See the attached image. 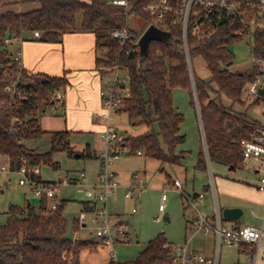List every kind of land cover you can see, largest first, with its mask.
<instances>
[{
    "label": "trees",
    "instance_id": "obj_1",
    "mask_svg": "<svg viewBox=\"0 0 264 264\" xmlns=\"http://www.w3.org/2000/svg\"><path fill=\"white\" fill-rule=\"evenodd\" d=\"M34 1L40 4L34 11L0 15V154L9 159L11 173H19L25 166H46L58 171L60 165L53 161L56 153H67L70 158L76 154L86 160L96 158L89 146L80 153L75 151L71 131L48 132L41 126L40 116L51 111L56 94L68 86V78L19 69L14 53L8 49L10 44L6 42L17 38L30 41L37 31L41 34L37 41L51 44L62 43L69 34H95L97 49L105 54L97 58V66L127 71L128 98L119 112L127 113L134 127L146 125L150 128L137 138L129 136L121 145V148H131V156L144 151L146 158L152 161L181 164L186 155L185 152L178 153V147L186 140L181 135L184 116L174 106V90L183 89L190 94L193 106L197 100L204 131L207 153L205 148L200 151L196 169L207 171L208 159L211 164L232 171L239 168L243 161L240 140L247 136V131H254L264 124L250 118L246 111H234L236 105H245V94L259 74L256 67L250 74L229 70L235 61L230 48L244 39L236 35L242 24L221 27L204 46L189 40L192 66L195 59L202 58L211 75L206 80L194 66L191 75L179 26L170 27L171 39L153 42L148 56L143 57L139 47L141 35L130 30L131 39L125 45L113 36L116 30L127 25L128 16L124 8L113 6L110 0ZM151 1L130 0L129 15L142 17L149 23L148 28L152 19L144 8ZM80 16L81 24L78 23ZM250 18L249 13L247 21ZM254 56L264 59V33L256 34ZM18 79V90L24 97L13 104L7 89ZM262 103L264 100L256 99L252 105ZM137 119H140L139 123L135 122ZM46 135L51 137L48 152L31 148L30 143ZM35 180L42 182L39 177ZM197 198L198 195H194L191 199ZM68 203L60 201L56 211L50 209L46 197L41 198L38 209L29 203L23 207L11 205L6 224L0 226V264H81L82 252H94L99 244L93 240L73 241L66 236L64 211ZM83 208L88 213L94 210L87 201L83 202ZM79 227L75 220L74 228ZM170 245L164 236H159L148 243L135 261L112 260L109 264H173Z\"/></svg>",
    "mask_w": 264,
    "mask_h": 264
},
{
    "label": "rangeland",
    "instance_id": "obj_2",
    "mask_svg": "<svg viewBox=\"0 0 264 264\" xmlns=\"http://www.w3.org/2000/svg\"><path fill=\"white\" fill-rule=\"evenodd\" d=\"M90 2L91 0H84ZM40 7L38 3L37 9ZM6 13V12H5ZM2 13V14H5ZM0 14V15H2ZM82 17H78V23L81 24ZM153 24V21H151ZM149 23L136 14H130L127 17V26L134 34L143 35L148 29ZM231 51L235 54V61L229 67L230 72L252 73L255 64L252 55V39L244 40L234 46ZM105 54H101L103 57ZM195 71L206 80L211 78L206 69L202 58L194 60ZM17 67L21 69L18 65ZM114 77H120L124 83V76L127 71L123 68L105 70ZM115 74V75H114ZM118 74V75H116ZM120 74V75H119ZM193 76V75H192ZM122 84L119 85L118 89ZM124 100L128 98V93L121 92ZM245 105H236L234 111L247 112L253 120L264 123V103L261 105H252L256 98L249 95V90L245 94ZM191 96L188 91L183 89L174 90V106L177 112L184 116V122L181 126V135L185 136V143L178 147L179 152H185V158L180 165L162 164L146 158L144 151L139 156H131V148H126L120 160L110 166V170L118 169V180L121 188L118 193L108 201V213L113 217L112 223L122 225V231L127 233L130 238L129 243L114 242L107 244L106 247H100L94 252L83 251L80 257L81 264H105L108 259L119 262L135 261L140 253L146 248L149 242L156 240L159 236H164L172 245L179 248L187 246L188 252L192 255H203L209 258H216L217 237L214 233L205 235L204 232H196L193 225L197 217V211L190 204V198L194 195L201 197L198 202V209L207 216H217V207L224 210L229 206H239L242 209L243 216L235 222L223 220V226L227 229L236 227L258 226L261 224V218L264 213L262 202L264 194L257 190L264 168L257 173L253 168L261 169V164L253 159L243 160L237 170H230L225 166L214 165L208 162V169L205 172L196 169L200 151L205 148V138L200 119L199 104L195 99V106L191 104ZM227 102V101H226ZM227 104H229L227 102ZM120 121L112 119L113 124L123 133H128L130 138H137L150 131L146 125H137L134 127L129 120L127 113L121 111ZM59 115L48 111L43 117V127L49 131H63L65 126ZM42 119V118H41ZM61 119V118H60ZM140 122V119L135 121ZM41 123V122H40ZM99 147L105 146L100 137H89L83 139L79 136L72 138L75 151L84 150L87 144L94 148L95 141ZM31 148L41 152H48L51 147V137L44 136L42 139L30 143ZM166 149L165 146H163ZM92 148V149H93ZM102 154V153H101ZM98 159L89 161L86 159L70 158L67 153H56L53 155V161L59 163L60 169L55 171L51 167L42 166L41 177L44 182L60 183L63 180H72L70 184H60L58 189V199L68 201L64 211V217L67 222V237L74 240H85V238H95L97 224L93 222L94 215L87 212V227H75V220L84 211L83 202L87 201L85 187L80 183L81 174H86L87 183L90 184L96 180L102 169V161ZM126 156V157H123ZM131 162H129V160ZM7 162L4 156L0 154V166H6ZM8 167V166H7ZM139 174L144 179V187L136 191L135 196L138 199H127V187L132 181V175ZM21 175L19 173H1L0 174V226L7 222V212L11 205L20 207L27 203L37 209L40 207L41 199L36 197L31 186H21L19 184ZM94 180V181H93ZM174 180H179L183 185V193L171 189ZM123 184H126L124 186ZM168 185V201L166 203L165 213H161L160 205L162 199V190ZM100 206H102L100 204ZM137 210L136 213L133 211ZM255 211L256 217L252 215ZM168 218L169 220H166ZM78 232V230H80ZM115 234V233H114ZM103 242V240H98ZM264 250L261 251V254ZM219 264H247V259L243 252L239 253L235 248H228L222 245ZM259 264H264L260 262Z\"/></svg>",
    "mask_w": 264,
    "mask_h": 264
},
{
    "label": "built area",
    "instance_id": "obj_3",
    "mask_svg": "<svg viewBox=\"0 0 264 264\" xmlns=\"http://www.w3.org/2000/svg\"><path fill=\"white\" fill-rule=\"evenodd\" d=\"M113 6L122 7L127 16L132 9L130 0H110ZM144 11L151 14V19L154 26L164 31L169 32V28L179 26L182 29V37L184 50L187 61L189 63L190 73L193 75V66L190 57L189 40L192 39L197 46H204L209 43L217 34L218 30L226 25L234 26L242 24L236 35L243 38L252 39V55L255 67L258 68L259 74L255 81L249 87V95L260 100L264 97L260 95V91L264 90V59L254 56V47L257 33H264V0H152ZM250 13V19L247 21V15ZM113 36L125 45L130 41V29L124 26L122 29L116 30ZM41 38L40 32H34L31 36L32 40ZM244 40V39H243ZM7 44L16 42L22 44L23 38L7 40ZM22 52L16 53V64L20 67L19 56ZM119 69V68H117ZM8 75V73H7ZM118 75V74H116ZM120 75V74H119ZM120 77H115L114 82L100 92L102 105L107 112L102 116L105 123V130L101 138L106 144L105 151L101 154L102 169L98 176V183L90 185L87 183L86 174H81L80 183L85 187V195L87 202L92 204L94 210L91 212L94 215L93 222L97 224L95 237L98 240H103L106 244L114 242L129 243L130 238L122 231L119 222L112 223L113 217L108 213V201L114 197L121 188L116 173L110 170V166L118 162L125 148L121 145L125 143L129 134L123 133L112 122L111 114L119 111L123 107V99L121 97L122 89H118ZM124 87L128 84V76H124ZM20 84L19 79L7 89L13 104L20 101L24 95L18 90ZM52 111L56 110L57 106L63 105V97H55ZM14 122V121H13ZM15 132L14 129H11ZM204 132V131H203ZM240 146L243 154V160H255L261 164V169L257 167L253 170L260 173L264 168V124L254 131H247V136L240 140ZM142 153L139 152L140 156ZM208 162L209 159H208ZM10 172L9 167L0 166V174ZM21 186H31L36 197H46L51 201L50 209L56 211L59 201L57 199L58 189L60 184H70L72 180L66 179L60 183H42L35 180L40 177V167L29 168L23 167L19 172ZM144 179L139 174L132 176V181L127 187L128 192L125 197L127 199H138L135 196L136 191L144 187ZM168 185H165L162 190V199L160 205L161 213L166 211V203L168 201ZM171 189L179 193H183V185L179 180H174L171 184ZM257 190L264 194V176H262ZM202 201L201 197L193 200L190 198V204L197 211V217L193 222L196 227V232H204L205 235L214 233L217 237V256L216 258H207L203 255H192L188 252L187 246L179 248L175 245H170L171 254L174 257L173 264H219L220 252L222 245L228 248H235L239 253L243 252L247 259V264H259L264 261V213L261 218V224L258 226L236 227L227 229L223 226L222 210L217 207V216H207L198 209V202ZM100 204L102 206H100ZM134 213L137 210L133 211ZM252 215L256 217V213L252 211ZM77 221L81 227L86 228L87 212L83 211ZM115 233V234H114Z\"/></svg>",
    "mask_w": 264,
    "mask_h": 264
},
{
    "label": "crops",
    "instance_id": "obj_4",
    "mask_svg": "<svg viewBox=\"0 0 264 264\" xmlns=\"http://www.w3.org/2000/svg\"><path fill=\"white\" fill-rule=\"evenodd\" d=\"M37 7L38 2L34 0H0V14L5 12H30L36 10ZM8 49L14 53L15 58L17 51L21 50L22 54L19 56V60L21 62L20 68L23 70L32 74L42 73L53 77L66 76L69 81L68 86L56 94V97H63V105L57 106L56 110H51V112H58V115L62 114L58 119L63 122L65 130L73 133L72 138L79 136L87 139L98 136L103 142L101 135L105 130V123L102 116L107 112L103 108L100 92L110 86L114 82L115 77L113 78V74L109 72L104 74V68L97 66V58L101 57L102 51L97 49L95 34H69L64 37L63 42L60 44L45 43L37 40L24 41L22 44L12 42ZM119 82L122 84V80H119ZM121 89L125 94L128 93L126 86L122 85ZM121 116L122 113L119 111L111 114V118L118 119V121H120ZM40 122L45 131L52 132L43 127L42 116H40ZM94 141V148L91 144H87L96 157L89 161L98 159L99 155L106 149L104 142L105 146L99 147L96 140ZM79 151L83 150L79 149ZM4 159L7 162L5 167H9V159L5 156ZM129 162L131 161L129 160ZM118 171V169L114 170L117 178ZM41 181L44 182L42 177ZM97 183L98 177L90 185H96ZM123 185L126 186V184ZM58 201L60 202L59 199ZM49 202L51 204L50 200ZM262 206L264 209V201ZM237 207L239 206H229L227 208L233 209ZM80 231L81 229L78 230V232ZM85 240H93L98 243L96 250L107 246L106 243L99 242L95 238H85ZM73 241L79 240L74 239ZM111 261L112 259H108L105 264H109Z\"/></svg>",
    "mask_w": 264,
    "mask_h": 264
},
{
    "label": "water",
    "instance_id": "obj_5",
    "mask_svg": "<svg viewBox=\"0 0 264 264\" xmlns=\"http://www.w3.org/2000/svg\"><path fill=\"white\" fill-rule=\"evenodd\" d=\"M171 33L157 28L151 25L139 39V47L141 56L147 57L150 49V45L153 42L169 41L171 39ZM260 95L264 97V90L260 91ZM207 153V150H206ZM76 159L80 158L79 154L75 155ZM223 217L227 221H238L243 216V211L240 208H226L222 212ZM166 220H169L166 218Z\"/></svg>",
    "mask_w": 264,
    "mask_h": 264
}]
</instances>
